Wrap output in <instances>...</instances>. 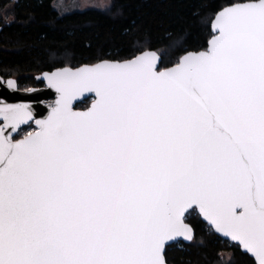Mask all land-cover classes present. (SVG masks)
Segmentation results:
<instances>
[{
	"label": "snow or ice",
	"instance_id": "6c2138e0",
	"mask_svg": "<svg viewBox=\"0 0 264 264\" xmlns=\"http://www.w3.org/2000/svg\"><path fill=\"white\" fill-rule=\"evenodd\" d=\"M211 29L169 67L149 49L45 73L46 118L0 103V264H169L195 216L264 264V0Z\"/></svg>",
	"mask_w": 264,
	"mask_h": 264
},
{
	"label": "trees",
	"instance_id": "16d2710c",
	"mask_svg": "<svg viewBox=\"0 0 264 264\" xmlns=\"http://www.w3.org/2000/svg\"><path fill=\"white\" fill-rule=\"evenodd\" d=\"M56 0H0V76L19 88L37 87L39 74L58 67L127 59L157 50L164 66L184 49L202 50L210 38L213 12L225 0H112L107 10L60 15ZM91 101L78 105L88 108ZM189 244L167 249L169 264H253L239 247L219 238L200 217Z\"/></svg>",
	"mask_w": 264,
	"mask_h": 264
},
{
	"label": "water",
	"instance_id": "95a60500",
	"mask_svg": "<svg viewBox=\"0 0 264 264\" xmlns=\"http://www.w3.org/2000/svg\"><path fill=\"white\" fill-rule=\"evenodd\" d=\"M210 29H211V24H210ZM211 33H212V29H211ZM161 59H162V57H161ZM54 70H52V71H54ZM52 71H47V72H43V73L39 74L40 75L39 78H40L41 82L43 83V86L31 87V88L25 89V90H21L19 88L18 81L15 78L4 79L3 77L0 76V103L27 104L30 106L31 110L33 111L34 116H36L37 118H40V119L46 118L47 115L51 111V106L54 105L55 101L58 99V94L56 93L55 89L51 88L48 85L47 79L44 75L45 73H49ZM9 79L16 81L17 86L15 88L8 86L7 81ZM94 99H95V97H94L93 93H85L84 96L78 97L73 102V107L78 111H85L91 107V104L94 102ZM89 100L91 101V103H90L88 108H85L82 110L77 108L78 105H80L81 103H84L86 101H89ZM32 126L34 128L36 127V125L34 123ZM199 217H200L201 221L208 226L207 222L203 220L202 216H199ZM189 225H190V227H192V229H194L191 224H189ZM215 234L219 238L223 239V241H228V242L236 245V242L231 241L230 238L223 237V235L219 234V233H215ZM193 235H194V239H195V230H193ZM194 239L192 241H187L185 238H178V240L175 244L183 243V244L189 245L194 241ZM240 250H241V253L245 254L241 248H240ZM246 255H248L251 259L254 260V258L251 257L250 254H246Z\"/></svg>",
	"mask_w": 264,
	"mask_h": 264
},
{
	"label": "rangeland",
	"instance_id": "374dc122",
	"mask_svg": "<svg viewBox=\"0 0 264 264\" xmlns=\"http://www.w3.org/2000/svg\"><path fill=\"white\" fill-rule=\"evenodd\" d=\"M105 5L112 6V0H56L53 4L60 15L83 12L88 9L107 10L111 8H106ZM29 88L31 87H24V89Z\"/></svg>",
	"mask_w": 264,
	"mask_h": 264
},
{
	"label": "flooded vegetation",
	"instance_id": "af4514ba",
	"mask_svg": "<svg viewBox=\"0 0 264 264\" xmlns=\"http://www.w3.org/2000/svg\"><path fill=\"white\" fill-rule=\"evenodd\" d=\"M38 83H40V85L39 86H37V87H41V86H43V83L41 82V80H40V78H39V76H38ZM21 89V88H20ZM21 90H25L24 88L23 89H21ZM78 108V107H77ZM78 109H81V108H78ZM82 110V109H81ZM33 127V126H32ZM34 128V127H33ZM29 130H31V129H29Z\"/></svg>",
	"mask_w": 264,
	"mask_h": 264
},
{
	"label": "built area",
	"instance_id": "2783aa9c",
	"mask_svg": "<svg viewBox=\"0 0 264 264\" xmlns=\"http://www.w3.org/2000/svg\"><path fill=\"white\" fill-rule=\"evenodd\" d=\"M198 217V216H197Z\"/></svg>",
	"mask_w": 264,
	"mask_h": 264
}]
</instances>
